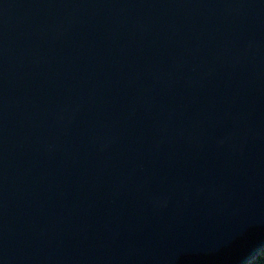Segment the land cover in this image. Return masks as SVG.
Instances as JSON below:
<instances>
[{
  "label": "water",
  "instance_id": "obj_1",
  "mask_svg": "<svg viewBox=\"0 0 264 264\" xmlns=\"http://www.w3.org/2000/svg\"><path fill=\"white\" fill-rule=\"evenodd\" d=\"M262 252L264 0H0V264Z\"/></svg>",
  "mask_w": 264,
  "mask_h": 264
},
{
  "label": "trees",
  "instance_id": "obj_2",
  "mask_svg": "<svg viewBox=\"0 0 264 264\" xmlns=\"http://www.w3.org/2000/svg\"><path fill=\"white\" fill-rule=\"evenodd\" d=\"M251 264H264V252L260 254L257 260L253 261Z\"/></svg>",
  "mask_w": 264,
  "mask_h": 264
}]
</instances>
